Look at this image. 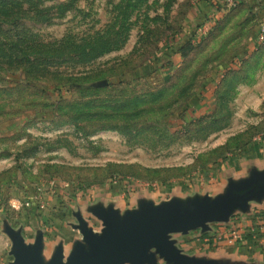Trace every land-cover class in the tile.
Returning <instances> with one entry per match:
<instances>
[{"label": "rangeland", "instance_id": "374dc122", "mask_svg": "<svg viewBox=\"0 0 264 264\" xmlns=\"http://www.w3.org/2000/svg\"><path fill=\"white\" fill-rule=\"evenodd\" d=\"M263 170L262 0H0V264L9 232L65 259L97 207L212 199ZM206 225L169 238L221 255L238 226Z\"/></svg>", "mask_w": 264, "mask_h": 264}, {"label": "water", "instance_id": "95a60500", "mask_svg": "<svg viewBox=\"0 0 264 264\" xmlns=\"http://www.w3.org/2000/svg\"><path fill=\"white\" fill-rule=\"evenodd\" d=\"M264 197V170L252 172L238 182L229 181L225 191L214 198L203 196L181 202L172 199L153 204L143 202L137 209L127 210L122 216L112 207L95 208L103 227L96 233L79 217L77 225L83 243L75 242L64 259L61 247H56L44 262L39 239L23 243L18 233L9 232L12 239L11 264H221L210 258H197L182 253L169 238L171 233H186L215 221L227 222L234 210L246 211L250 200Z\"/></svg>", "mask_w": 264, "mask_h": 264}, {"label": "crops", "instance_id": "0c3cea01", "mask_svg": "<svg viewBox=\"0 0 264 264\" xmlns=\"http://www.w3.org/2000/svg\"><path fill=\"white\" fill-rule=\"evenodd\" d=\"M262 1L264 3V0ZM252 160L256 166L259 167L261 165L260 163L262 159L259 155L257 158H254ZM244 169V167L240 168L236 170V172H238L239 175L243 176ZM250 208L251 210H254V208L256 210L253 212V215L247 216L245 218L247 225L249 224L248 228L240 227V223L238 220L239 216L236 215V211H238L239 209L234 210L227 222H229L230 225L235 223V225L239 227L240 239L235 242H229L224 239V242H222L226 245L222 247L221 245H218L216 247V249L218 250V252H220L221 255L210 256V259H215L221 264H254V261L257 258L258 260H261L259 261L260 264H264V197L260 200H256L254 205L250 206ZM228 236V238L230 239V232ZM222 242L218 243L223 244ZM157 264L167 263L162 259H158Z\"/></svg>", "mask_w": 264, "mask_h": 264}, {"label": "built area", "instance_id": "2783aa9c", "mask_svg": "<svg viewBox=\"0 0 264 264\" xmlns=\"http://www.w3.org/2000/svg\"><path fill=\"white\" fill-rule=\"evenodd\" d=\"M225 1L227 2L228 5H234L236 3V0H225ZM230 235H231V237L228 240L229 242H235V241L239 240L240 239V231H239L238 227H234L230 231Z\"/></svg>", "mask_w": 264, "mask_h": 264}]
</instances>
